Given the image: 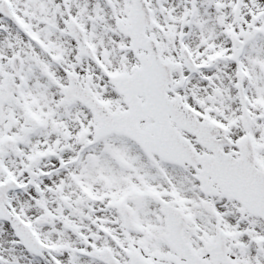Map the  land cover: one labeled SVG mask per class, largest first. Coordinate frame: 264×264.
<instances>
[{"label":"snow or ice","instance_id":"1","mask_svg":"<svg viewBox=\"0 0 264 264\" xmlns=\"http://www.w3.org/2000/svg\"><path fill=\"white\" fill-rule=\"evenodd\" d=\"M0 264H264V0H0Z\"/></svg>","mask_w":264,"mask_h":264}]
</instances>
